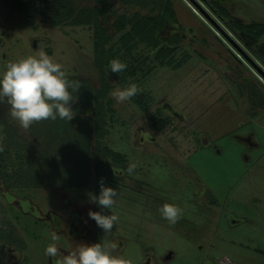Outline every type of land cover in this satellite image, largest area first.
<instances>
[{
	"label": "rangeland",
	"instance_id": "1",
	"mask_svg": "<svg viewBox=\"0 0 264 264\" xmlns=\"http://www.w3.org/2000/svg\"><path fill=\"white\" fill-rule=\"evenodd\" d=\"M25 1L34 3L38 11L25 16L0 0V75L7 63L37 55L42 46L68 76L87 78L92 87H99L92 25H51L42 10L47 7L43 0ZM72 1L75 8L94 4ZM171 3L176 22L165 29V35L179 37L178 55L185 51L186 61L177 68L155 66L132 97L140 98L138 104L132 98L118 104L110 93L127 85L111 81L114 110L100 143L122 152L128 166L131 162L138 166L132 174L113 168L120 180L112 185L119 193L115 211L120 220L107 240L116 242L121 247L118 255L131 264H140L147 252L156 264H264V108L253 106L248 98L249 86L264 92V76L243 55L264 70V56L258 52L264 33L254 39L235 30L216 9H227L230 21L264 24V0ZM113 7L120 12L135 10L122 2ZM111 20L108 16L107 26L114 34ZM73 95L77 101L72 105L76 116L71 131L86 127L92 119L91 108L80 106L79 92ZM8 108L0 103L4 145L0 228L7 232L0 246L22 248L18 264H53L45 255L51 233L59 236L64 255L78 244L94 243L96 232L88 216L93 203L88 194L94 195L96 151L91 152L90 178L84 186L65 185L58 180L59 148L53 140L48 145L53 136L44 130L49 120L24 130L8 116ZM39 157L41 165L27 162ZM64 166L73 169L68 163ZM33 171L38 178L27 184ZM46 172H50L47 177ZM164 203L184 209L176 224L161 217L158 209ZM104 237L103 231L97 243Z\"/></svg>",
	"mask_w": 264,
	"mask_h": 264
},
{
	"label": "trees",
	"instance_id": "2",
	"mask_svg": "<svg viewBox=\"0 0 264 264\" xmlns=\"http://www.w3.org/2000/svg\"><path fill=\"white\" fill-rule=\"evenodd\" d=\"M47 7L43 12L51 25H59L63 22H70L77 25H92L94 63L101 72L99 87H92L87 78L68 76L69 80L79 81L82 86L79 89L80 106L91 108L92 119L86 127L71 131V121L49 120L45 132L53 137L48 139L56 143L60 157L57 165L60 166L59 179L65 181V185L81 186L90 178L89 165L91 164V152L96 151L93 160V190L94 195L100 193L99 181L104 179L105 186L110 187V181L116 176L112 166L126 170L128 163L126 156L113 149L107 144H101L100 140L106 134V126L113 114V100L109 95L112 88L111 81L122 86L130 82L137 85L146 78L155 66L179 67L186 61L188 54L185 51L178 55L180 47L179 37L174 34L171 38L165 35V29L176 22L175 11L172 8L171 0H93L94 4L75 8L72 0H43ZM6 4L25 16H31L38 11L34 3L25 0H4ZM122 2L124 5L135 8L132 12H120L113 5ZM47 8V9H46ZM145 9V12L142 10ZM224 17L229 19L235 30L247 33L252 38L258 39L264 33V24H244L238 20L230 21V13L225 8H216ZM111 16L110 27L114 34H110L107 20ZM114 36H117L115 40ZM150 51V54L147 53ZM258 52L264 56V45H259ZM118 58L127 64V68L120 73H112L109 62ZM248 98L253 106L264 108V92L252 85L248 87ZM138 104L139 99L132 98ZM145 110L146 106L140 107ZM94 138L92 146L91 140ZM58 139V140H56ZM7 155H8V151ZM47 155V154H46ZM0 158L2 156L0 155ZM38 161H27L29 165H41V157ZM47 159V165H50ZM43 162V161H42ZM37 163V164H35ZM44 163V162H43ZM70 164L73 169H68L64 164ZM21 177L22 173L18 172ZM16 173V174H17ZM50 173V172H48ZM46 172L45 176L48 174ZM37 174L26 179L27 184L36 182ZM48 176V175H47ZM46 176V177H47ZM97 212L110 215L108 209H102L95 203ZM96 223V222H95ZM7 234L0 228V239Z\"/></svg>",
	"mask_w": 264,
	"mask_h": 264
},
{
	"label": "clouds",
	"instance_id": "3",
	"mask_svg": "<svg viewBox=\"0 0 264 264\" xmlns=\"http://www.w3.org/2000/svg\"><path fill=\"white\" fill-rule=\"evenodd\" d=\"M109 65L112 73H120L127 68V64L118 58L112 59ZM81 86L79 81L69 80L64 66L39 46L37 55H29L6 64L0 75V103L9 106L8 116L24 130L46 120L55 121L59 118L69 122L76 116L72 105L77 97L73 93L78 92ZM140 91L136 83L130 82L126 87L115 88L110 95L118 104H122L130 101ZM3 151L4 145L0 143V152ZM137 166L135 162H131L127 168L128 174H132ZM99 184V195L89 193V200L102 209L110 210L111 214L89 210L88 216L104 231L105 237L98 243L78 244L64 255L58 247L59 236L55 232L51 233V242L45 248V255L53 260V264H131L123 255L115 254L117 243L107 240L120 220L115 211L119 193L116 189L105 186L103 178ZM158 211L171 225L176 224L184 214V209L173 203H164Z\"/></svg>",
	"mask_w": 264,
	"mask_h": 264
},
{
	"label": "flooded vegetation",
	"instance_id": "4",
	"mask_svg": "<svg viewBox=\"0 0 264 264\" xmlns=\"http://www.w3.org/2000/svg\"><path fill=\"white\" fill-rule=\"evenodd\" d=\"M113 168H118V167L112 166V169ZM113 173H114V170H113ZM114 175H115V173H114ZM117 182H120V180H118V178L116 177L114 180L110 181V183H111L110 187H112V185L116 184ZM83 186L84 185H81L79 187H77V186H70V187L82 188ZM93 211H96L95 203H93ZM93 224H94V230L96 232V237L94 238V243H97V238L102 236L103 230L96 225L94 220H93ZM74 226H79L81 228V225H79V224H77V225L75 224ZM82 229H83V227H82ZM0 240H4V239L1 238ZM120 250H121V247H118L115 254L118 255L120 253ZM13 252H17L18 255L16 258L12 259L10 255H12ZM21 260H22V248L16 247L15 245L10 246L9 244H2L0 246V264H18ZM140 264H156V262H155V259L152 258L151 254L147 252L143 255V258L141 259Z\"/></svg>",
	"mask_w": 264,
	"mask_h": 264
},
{
	"label": "water",
	"instance_id": "5",
	"mask_svg": "<svg viewBox=\"0 0 264 264\" xmlns=\"http://www.w3.org/2000/svg\"><path fill=\"white\" fill-rule=\"evenodd\" d=\"M210 19V18H209ZM211 20V19H210ZM212 21V20H211ZM212 23H214L213 21H212ZM214 25H215V23H214ZM215 26H217V25H215ZM222 32H223V30H222ZM223 34L226 36V38H228L231 42H232V44L234 45V46H236V48L238 47L237 46V44H235V42H233L230 38H229V36L226 34V33H224L223 32ZM239 48V47H238ZM243 53V52H242ZM243 55L245 56V58L249 61V63L262 75V76H264V70H262L257 64H255V62L253 61V60H251V59H249V57H247V55L245 54V53H243Z\"/></svg>",
	"mask_w": 264,
	"mask_h": 264
}]
</instances>
